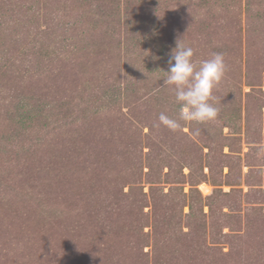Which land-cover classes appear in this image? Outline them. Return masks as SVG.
Instances as JSON below:
<instances>
[{
    "label": "rangeland",
    "instance_id": "1",
    "mask_svg": "<svg viewBox=\"0 0 264 264\" xmlns=\"http://www.w3.org/2000/svg\"><path fill=\"white\" fill-rule=\"evenodd\" d=\"M58 1L60 7L67 5L69 10L71 9L69 0H49L48 8H53ZM127 1L130 8L124 14L123 8ZM190 2L178 0L169 13L167 10L157 11L159 18L163 19L158 20L159 28L148 23L146 28L149 36L154 38L161 35L166 43L170 42V34L174 31L173 33L187 44L194 43V49L207 59L212 53L220 52L221 38L224 35L231 36V44L235 39V31L242 35V38H238L242 41L240 54L234 58V63L238 66L236 76L226 74L214 90L215 103L220 109L229 108L230 112L232 106L240 107L241 126L236 127L235 131L227 126L222 129L224 136H236L240 139L235 146V151L240 153H232L225 147L223 154L231 157L227 162L217 160V167L212 174L206 167L204 154L208 153V149L204 144L207 135L201 124L193 122V131L187 125L182 130L187 136L178 133V137H173L178 131H170L163 126L154 127L152 135L149 124L155 125L158 122H153L155 118H147L134 131V126H128L134 119V109L130 112L121 104L122 112L112 110L89 124L84 121L83 115L81 118L67 117L68 122L75 119L78 121L56 131L50 130L44 144L31 145L36 143L41 133L40 129L24 133L22 116L25 114L24 110L29 108L27 99L32 105L58 99L66 104L69 97L78 96L82 86L78 75L79 67L73 61L72 55L76 54L73 47L79 46L82 49L87 45L93 47L94 44H101L105 30L95 33H89L87 30L88 36L84 39L81 32L66 30L67 21L71 24L74 21L65 16L70 12L68 8L61 11L54 20L49 19L50 21L43 17V10L37 18H32L31 14L22 15V22L25 24L20 29L11 27L8 39L10 43L2 39V45L11 51L7 56L5 53L1 54L0 61H13L19 69L23 66L15 76L16 80L10 79L6 86L0 84V264H187V254L190 252V247L187 246L190 244L187 240L189 238L179 232L180 229L183 232L188 231V220L184 215L189 212V207L186 205L182 212L179 209L171 211L170 203L181 192L188 195L195 189L203 197L218 191L230 193L231 203L235 205L238 216L234 217L231 223L234 238L214 244L210 229H207L204 233L206 245L218 249L206 248L192 255L196 258L190 255L192 264H264V95L260 93H264V67L256 68L257 65H251L253 77L258 76L261 85L249 86L246 79L244 2L238 1L236 11L230 17L224 15L225 20L228 19V22L223 21L224 28H218L215 32L207 31L208 35L204 36L197 22V10ZM119 5L123 14L122 21L124 22L125 18L133 20L134 6L139 7V4H134V0H120ZM145 5L140 11V17L147 21L153 16L158 17V14H154L156 12L150 11L165 7L164 3L151 5L148 0ZM27 6L25 4L21 14L26 13ZM166 13L170 15L166 16ZM230 30L233 32L230 33ZM133 36L134 34L131 35ZM110 42L114 46L117 44L111 37ZM203 43L208 50L205 54ZM45 44L47 47L53 44L54 49L62 47L64 50L58 49L55 57L48 50H42ZM37 46L41 48V52L34 53L33 50ZM95 52L98 53L95 54L98 62L110 64L111 71L107 72V76L115 74L117 64L119 67L122 63L125 64L121 53L120 60L119 55H112L111 52L101 54L100 49ZM88 53V50H83L79 54L88 57ZM230 69L228 64L226 73ZM157 82L154 80L150 82L153 86H143L144 93L155 87ZM251 87L255 92L250 93ZM15 99L20 103L14 104ZM72 104L83 110L82 102L78 104L76 101ZM141 104L144 103L138 105ZM259 106L262 107L261 119L251 128L250 133L259 131L260 141L254 142L252 138L247 139L245 136L246 110H254ZM151 109L155 110L154 107ZM150 113L156 116L155 112ZM36 125L42 127L41 123ZM233 132L236 134H232ZM134 133L140 139L135 149H142L144 154L149 151L147 146L153 147L157 144L162 148L165 139L176 143L177 150L182 148V144L185 145L192 156H199L202 151L200 157L204 164L203 173H199V170L192 171L185 165L182 169L185 179L181 181L174 180L172 176H165L155 184L147 182L145 178L139 184L132 183L126 177L123 179L124 161L121 159L123 153H126L124 148L134 143ZM148 137L152 139L148 140ZM131 148L135 150L134 145ZM128 151L131 152L129 148ZM236 157L240 158L238 163H232ZM147 171L148 169L144 168V173ZM165 173H168L167 167L164 169ZM151 187L159 189L156 193L158 216L161 217L158 229L160 232L167 230L163 236L165 238L159 244L158 263H155V257H152V246L144 250L149 253V259L142 258L141 251L136 246L140 236H134V224L140 222L137 212L139 209L134 208V200H139L138 190L142 188L148 203L144 213L149 226L144 232L151 233L148 242L152 245L151 210L154 199L150 192ZM121 191L124 194L131 192V196L120 195ZM171 191L173 196L166 197ZM32 195L35 199L44 200H35ZM116 201L118 207L112 208L113 202ZM218 203L214 206L216 213L219 209ZM55 206L65 209L63 216L55 214ZM223 211L228 213V207ZM172 212H176V219L170 217ZM204 212H209L207 206L204 207ZM223 233H230V228H224ZM134 237L137 239L134 240Z\"/></svg>",
    "mask_w": 264,
    "mask_h": 264
},
{
    "label": "trees",
    "instance_id": "2",
    "mask_svg": "<svg viewBox=\"0 0 264 264\" xmlns=\"http://www.w3.org/2000/svg\"><path fill=\"white\" fill-rule=\"evenodd\" d=\"M48 1L49 0H0V58L3 53H5L6 56L10 54L11 50L5 47V45H2V42L7 40V42L10 43L8 39L10 37L12 26H14L15 29H20L24 26L25 22H22V15L31 14L32 18H37L41 16V12L44 10L45 14L43 17L50 21L54 20L55 17H58L64 9L68 8L69 10V6L67 5L60 7L59 1L53 8L50 9L48 8ZM119 1L120 0H69L71 9L69 10V14L64 15L68 19H74V21L73 24L68 23L67 21L66 25L68 26V29L66 30L68 32H81L82 37L85 39L88 36L87 30L89 33L90 31L95 33L98 32V30L103 31L104 29L103 42L101 44H97L100 48H98L96 44H94L93 47H91V45H87L82 49L79 48V46L73 47V50L76 52V54L72 55L73 61H75L76 65L79 67L78 75L80 78V86H82L81 91L78 92V96L74 97L72 95L69 99L67 98L68 100H66V104L58 99L54 101L46 100L45 102H38L37 104L32 105L29 103L30 100L27 99L29 108L24 110V115L22 114V123L23 127H25L24 133L28 134L34 132L35 129H40L41 133V135L38 134L39 137L36 139V143H32L31 145L39 146L44 144V142H46L45 138L49 136L50 130L56 131L64 126H71L78 121V119H75L68 122L67 117L75 116L76 118H81L83 115L84 121L89 124L91 121L111 113L112 110L122 112V106L120 107V104L126 106L130 112L134 109V119L128 124V126H134V131H136L138 125L145 122L147 118H155L153 122L159 123L158 116L161 112H164L166 115L172 117L178 116L179 106L174 101V94L167 88L162 87V78L164 77V71L168 70L169 54L176 46V41L180 38L176 36L173 31L170 34V42L164 43L161 35H157L158 37L155 36L154 38L150 37L151 35L149 36L146 28L148 23L152 25L155 24V26L160 24L158 20L163 18H159L160 14H158L157 11L163 12L164 10H167L169 13V11L175 7V1L178 0H148L151 5L154 3L165 4L164 8H156L153 11H150L156 12L154 14H158V17L153 16L150 21L140 17V11L145 8L147 0H134V4L135 2L139 4V7L134 6V14L132 11L134 19L132 20L131 18L128 20L124 17V22L121 19L123 14H121L122 12L120 10ZM190 1V4L194 5L197 10V22L199 28L201 27L200 30L202 32V36H204L207 31L215 32L218 28H224L223 21L228 22V19L225 20L224 15H228V17H230V15L236 11V4L238 1L240 2V0ZM241 2H244L245 4L244 10L246 14V79L249 86H260L261 82L259 77H253L251 65L252 67L257 65L256 68L260 66L264 67V0H241ZM179 3V5L182 6V2L179 1ZM25 4L28 5L25 8L26 13L23 12V14H21ZM129 4L130 3L127 1L123 8L124 14L129 10ZM168 13H166V16ZM31 23L33 22L31 21ZM218 23L220 25H218ZM69 25H72V27L70 28ZM157 27L159 28V25H157ZM235 30L236 29H234V31ZM232 32L233 30H230V33ZM240 32L243 33L242 30ZM235 33L236 34L233 35V37L235 36L233 44L229 43V41H231L229 39L231 36L226 37V35H224L223 38H221L222 45L219 49L220 52L225 54L226 64L227 66L229 64L231 68L226 74L233 76H236L235 73L238 72V66L237 64L235 65L234 58L238 57L242 47V41L240 40L242 35L238 31H235ZM132 34H134L133 37H131ZM110 37L117 43L115 46L112 42H110ZM239 37L241 38L238 39ZM221 40L219 41L221 42ZM185 43L187 44V42ZM192 45H194V43L190 44L194 50L193 59L197 62L205 59L204 55H200L198 50L196 51V49H194L195 47ZM89 48L93 49V52ZM58 49L64 50L62 47ZM58 49H54L53 44H50L48 47L45 44V46L42 47V50H48V52L55 57H57L55 54H58ZM98 49L102 50L101 54L111 52L112 55H119L120 60L122 54L125 64L122 63L121 67L117 64L118 69L115 70V74L111 73V76H107V72L111 71V66L109 63L105 64L104 62H98L99 59L95 56V54H98L95 52ZM202 49L204 50V54L205 51H208L205 43H203ZM63 50L61 51L63 52ZM83 50H88V57H84L79 54ZM33 52L39 53L41 52V48L37 46L34 48ZM13 63V61L10 62L8 59L0 61V84L2 86H6L10 79L16 80L15 76L19 74L22 69L23 65H21L19 69V67ZM123 64L124 68H122ZM111 80L113 82H111ZM154 80L158 81L157 85L155 84V87L144 93V89H142V87L153 86L150 82ZM253 92H255V90L251 87L250 93ZM260 93L264 95L262 91H260ZM76 101H78V104L82 102L83 110H80L76 105L72 104ZM18 102L19 101L15 99L13 103H16L17 105ZM139 103L144 104L138 105ZM216 106L219 107L217 103ZM151 107H154L155 110H152ZM260 109H262L261 106L255 108L254 110L249 108L246 110L245 136L247 139L252 138V141L254 142L260 141L259 131L257 132V130H255L252 134L250 133L251 128L255 127L261 119L260 114L262 110ZM150 112H155L156 116L152 115ZM240 112V107L238 106L237 108L236 106H232L230 112L229 108H223L220 109L218 117L215 121L201 124V128L203 127L204 132L206 131L207 135L204 147L208 149V153L204 154V157L206 159V167H208L210 174H212L214 169L217 167V160L227 162L228 158L231 157L230 155L223 154V149L225 147H228L232 153L236 152L235 146L237 141L240 139L236 136H224L222 129L227 126L232 131H235L236 127L241 126ZM36 123H41L42 127L39 128ZM181 124L182 127L177 130L178 132L173 134V137H178V133H181L182 136H187V134L182 132V130L188 125L189 129L193 131V127L195 125L194 123L186 124L184 122H181ZM149 125L152 128H150V131L153 135L152 130L154 129V124L151 123ZM163 128L168 129L164 126ZM232 134H236V132H233ZM151 139V137H148V140ZM165 140L166 142H163L162 148H159V145L157 146V144L153 147L147 146L149 151L144 154L142 149H135L136 145H138L140 141L139 137L135 134L134 143L132 145H127L124 148L126 153H123V158L121 159L124 161V166L122 167L123 179L126 177L132 183L139 184L142 182V179L145 178L147 182L155 184L159 183L165 176H172L174 180L181 181L184 178L182 169L186 166L192 171L199 170V173H203L204 164L201 159L202 157H200L202 151L199 156H192L191 151L187 150L185 145L182 144V148L177 150L175 145L176 143L172 142V140ZM133 145L135 150H132L131 148ZM194 147L195 146L193 145L192 148ZM128 148L131 151L130 153ZM167 148H169V150H167ZM193 153L195 154L196 152L193 151ZM232 159L235 158L232 157ZM239 159L240 158L236 157V160L232 161V163H238L237 161ZM166 167L168 168V173L164 174V169ZM228 167L231 168L230 165H228ZM144 168L148 169L146 173H144ZM158 190L159 189L157 187H151L150 189L152 198L154 199L151 210L152 245L148 242L151 233L144 232V229L149 225L145 221L148 219L144 213V208L148 207V203L145 201L146 195L143 194L142 188L138 190L139 200H134V208L139 209L137 212L140 215V219L138 218L140 222L134 224V236H140V240L136 246L141 251L142 258H147V260L150 256L148 255L149 253H145L144 250L146 247L152 246V257H155V263H158L159 259V244H161L162 239L165 238L163 236L167 231L160 232L158 229L161 223V217L158 216L157 211L156 193ZM120 195L128 197L131 196V192L124 194L121 191ZM165 196L172 197V191L170 194L168 193ZM33 198L35 199V197ZM187 198H189L188 201L186 200ZM35 200L41 201L44 199L36 198ZM217 202H219V209L216 213L214 206L217 205ZM170 204L171 211L179 209L182 212L186 205L189 207V212L184 215L188 220V231L183 232L182 229H180L179 232L186 238H189L187 240L190 244L187 246L190 247V252L188 253L189 255L187 254V264H192L190 255H196L197 252L204 251L206 248L210 250L218 249V247H210L206 245V236L204 237V233L207 229H210V236H212L214 244L221 243L222 240H226L228 238H234L231 223L233 222V218L238 216V212L235 209V205L231 203L230 193H221L218 191L216 194L203 197L201 193L195 189L191 190L188 195L182 194L181 192L177 198L171 200ZM112 206V208H117L118 202H113ZM205 206L209 208L208 213L204 212ZM225 207H228V213L223 211ZM54 209L57 216H63L65 209L57 206H55ZM170 217L176 219V212H172ZM173 220L174 219H172V222ZM227 227L230 228V233H223V229ZM194 233L196 234L194 235ZM136 239L137 238L134 237V240ZM192 257L196 258L195 256Z\"/></svg>",
    "mask_w": 264,
    "mask_h": 264
},
{
    "label": "clouds",
    "instance_id": "3",
    "mask_svg": "<svg viewBox=\"0 0 264 264\" xmlns=\"http://www.w3.org/2000/svg\"><path fill=\"white\" fill-rule=\"evenodd\" d=\"M194 50L183 39L176 41L168 60V70L164 71L163 86L174 94V101L179 106L177 117L161 112L159 123L170 131L182 127L181 122L206 124L215 121L220 112L216 106L214 90L227 71L225 54L214 52L207 59H193Z\"/></svg>",
    "mask_w": 264,
    "mask_h": 264
}]
</instances>
